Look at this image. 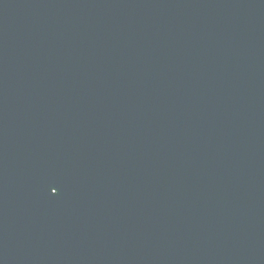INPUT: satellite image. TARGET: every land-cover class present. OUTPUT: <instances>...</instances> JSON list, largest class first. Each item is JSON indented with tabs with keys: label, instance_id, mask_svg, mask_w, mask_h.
Here are the masks:
<instances>
[{
	"label": "water",
	"instance_id": "1",
	"mask_svg": "<svg viewBox=\"0 0 264 264\" xmlns=\"http://www.w3.org/2000/svg\"><path fill=\"white\" fill-rule=\"evenodd\" d=\"M0 264H264V0H0Z\"/></svg>",
	"mask_w": 264,
	"mask_h": 264
}]
</instances>
